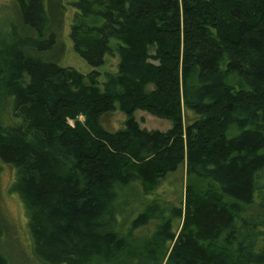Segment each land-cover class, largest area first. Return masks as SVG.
<instances>
[{"label": "trees", "instance_id": "trees-1", "mask_svg": "<svg viewBox=\"0 0 264 264\" xmlns=\"http://www.w3.org/2000/svg\"><path fill=\"white\" fill-rule=\"evenodd\" d=\"M15 1L38 37L0 35V158L39 259L264 264V0H73L88 73L35 56L55 44L47 0ZM117 108L127 119L109 132L99 121ZM138 109L173 127L142 129ZM186 111L201 116L186 126ZM184 165V199L159 196Z\"/></svg>", "mask_w": 264, "mask_h": 264}, {"label": "rangeland", "instance_id": "rangeland-1", "mask_svg": "<svg viewBox=\"0 0 264 264\" xmlns=\"http://www.w3.org/2000/svg\"><path fill=\"white\" fill-rule=\"evenodd\" d=\"M72 1L47 0L48 9L52 15V23L44 39L54 36L55 44L49 50L42 52L33 51V54L46 61L56 62L60 66L72 67L83 73H88L93 68L76 52L70 36L71 24L76 12L75 7L71 5ZM15 30L18 34H33V36L38 37L24 27L20 10L15 0H0V35L2 33H11ZM117 63H119V57L112 56L108 58V64L99 69L103 70V72L106 69L115 70L117 68L116 65H118ZM261 81L262 93H264V76ZM151 89H153V86H151ZM200 116V114L193 111H186L185 125L188 126ZM135 118L142 129L149 131L158 130L167 132L173 127L171 120L158 117L147 110H136ZM76 119H68L71 126L74 127L77 121L84 123L86 116L80 115ZM126 119V114L117 108L112 112L102 115L99 122L107 131L116 132L124 127ZM211 130L218 132L217 126L209 129L208 133ZM15 182V167L3 162L0 158V249L6 256L9 264H46L35 253L29 217L24 201L13 189ZM157 191L159 196L161 195L162 198L168 200H174V198H178V200L184 199L186 193L185 165L173 174H170L160 184ZM243 211L246 214L257 213L258 208L256 205L244 206ZM182 223L183 220L181 222L176 221L178 230H181Z\"/></svg>", "mask_w": 264, "mask_h": 264}]
</instances>
